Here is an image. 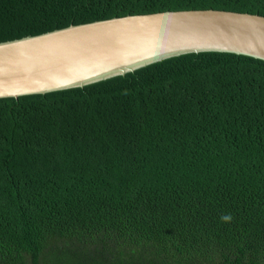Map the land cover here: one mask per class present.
Listing matches in <instances>:
<instances>
[{
    "label": "trees",
    "instance_id": "16d2710c",
    "mask_svg": "<svg viewBox=\"0 0 264 264\" xmlns=\"http://www.w3.org/2000/svg\"><path fill=\"white\" fill-rule=\"evenodd\" d=\"M188 9L264 0H0V39ZM0 264H264V60L0 100Z\"/></svg>",
    "mask_w": 264,
    "mask_h": 264
},
{
    "label": "water",
    "instance_id": "95a60500",
    "mask_svg": "<svg viewBox=\"0 0 264 264\" xmlns=\"http://www.w3.org/2000/svg\"><path fill=\"white\" fill-rule=\"evenodd\" d=\"M210 53L264 60V16L168 10L0 39V100L101 88Z\"/></svg>",
    "mask_w": 264,
    "mask_h": 264
},
{
    "label": "clouds",
    "instance_id": "9594fccd",
    "mask_svg": "<svg viewBox=\"0 0 264 264\" xmlns=\"http://www.w3.org/2000/svg\"><path fill=\"white\" fill-rule=\"evenodd\" d=\"M221 219H222L223 221H225V222H228V221L231 220V216H230V215H224V216L221 217Z\"/></svg>",
    "mask_w": 264,
    "mask_h": 264
}]
</instances>
